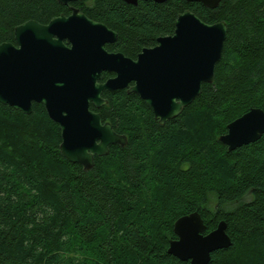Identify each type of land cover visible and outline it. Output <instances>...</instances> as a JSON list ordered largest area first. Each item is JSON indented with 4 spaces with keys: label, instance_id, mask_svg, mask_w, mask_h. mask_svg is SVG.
I'll return each instance as SVG.
<instances>
[{
    "label": "trees",
    "instance_id": "obj_1",
    "mask_svg": "<svg viewBox=\"0 0 264 264\" xmlns=\"http://www.w3.org/2000/svg\"><path fill=\"white\" fill-rule=\"evenodd\" d=\"M72 5L116 31L107 49L129 56L173 35L187 10L225 22L222 58L214 84L163 126L140 97L105 92L104 120L127 144L88 171L63 157L61 128L43 105L25 115L0 104V264H190L168 249L176 221L194 212L206 233L228 226L232 245L209 264H264V136L233 152L220 141L230 123L264 111V0ZM69 13L58 0H0V45L16 44V27L28 21Z\"/></svg>",
    "mask_w": 264,
    "mask_h": 264
},
{
    "label": "water",
    "instance_id": "obj_2",
    "mask_svg": "<svg viewBox=\"0 0 264 264\" xmlns=\"http://www.w3.org/2000/svg\"><path fill=\"white\" fill-rule=\"evenodd\" d=\"M165 3L167 0H121ZM216 9L223 0H185ZM67 6L77 0H58ZM117 33L73 8L42 25L28 21L15 29L16 44L0 45V104L25 115L33 103L43 104L50 119L61 128V154L84 170L95 166V157L107 156L110 146H126L127 137L117 134L100 114L90 110L107 103L104 91L127 89L137 94L153 111L160 125L176 119L203 91L214 84L215 70L227 39L225 22L208 24L187 10L175 22L171 36L158 39L153 49H144L137 61L109 53ZM103 72L114 78L100 83ZM134 85L130 87V84ZM264 136V111L253 108L228 125L220 141L229 152L258 142ZM227 223L219 222L206 233L199 212L179 218L174 225L177 239L168 253L182 262L209 264L214 252L228 249L232 240Z\"/></svg>",
    "mask_w": 264,
    "mask_h": 264
},
{
    "label": "flooded vegetation",
    "instance_id": "obj_3",
    "mask_svg": "<svg viewBox=\"0 0 264 264\" xmlns=\"http://www.w3.org/2000/svg\"><path fill=\"white\" fill-rule=\"evenodd\" d=\"M140 2V1H139ZM138 2V3H139ZM141 2H144V1H141ZM67 6H69L70 7V13L68 14V15H66V14H62V15H65L66 17H69L71 14H72V9L73 8H75V9H78V8H76V7H74L73 5H72V3H70L69 5H67ZM81 13H83L86 17H88L84 12H82L80 9H78ZM89 18V17H88ZM90 19V18H89ZM90 20H92V19H90ZM94 21V20H93ZM95 22H97V21H95ZM99 23H102V22H99ZM104 24V23H103ZM43 25V24H42ZM106 25V24H105ZM110 28V27H109ZM111 29V28H110ZM111 30H113V29H111ZM114 31V30H113ZM114 32H116V31H114ZM117 33V32H116ZM171 36V35H170ZM161 38V37H160ZM159 39V38H158ZM158 39H157V42H156V44L154 45V46H152V47H144V48H142L140 51H138L134 56H129V55H127V54H125L124 52H122V51H119V50H117V51H109L108 49H107V46H110V45H112V44H114V43H116L117 42V40H118V33H117V39L113 42V43H107L106 45H105V48H106V50L109 52V53H112V54H123L127 59H130V60H132V61H137L138 60V57H139V55L143 52V50L144 49H153V48H155L157 45H158ZM103 74H108L109 75V77L105 80V81H102V79H101V81H100V83H105L108 79H110V78H114L116 75L114 74V73H110V72H103L102 73V78H103ZM134 85V82H132L131 84H130V87L131 86H133ZM126 92H127V94H134V95H136V96H138L137 94H135V93H128V90L127 89H124ZM119 91H123V90H119ZM105 92H116V91H104L103 92V94L105 93ZM103 94H102V98L103 99H105L104 97H103ZM139 97V96H138ZM106 100V99H105ZM34 104H40V103H33V105ZM41 105H43V104H41ZM108 105V100H107V103L105 104V105H103L102 107H100V108H97L93 103H91L90 104V110L92 111V112H94V113H96V114H100V116H101V121H102V123L103 124H106V123H110V122H107V121H105L104 120V117H103V109H104V107L105 106H107ZM44 106V105H43ZM45 107V106H44ZM46 109V108H45ZM47 111V110H46ZM21 112V111H20ZM32 112H33V106H32ZM24 114V113H23ZM111 124V123H110ZM58 125V124H57ZM112 125V124H111ZM113 127V126H112ZM114 129V128H113ZM115 131V130H114ZM116 132V131H115ZM117 133V132H116ZM118 134V133H117ZM120 135V134H119ZM111 147V146H110Z\"/></svg>",
    "mask_w": 264,
    "mask_h": 264
}]
</instances>
